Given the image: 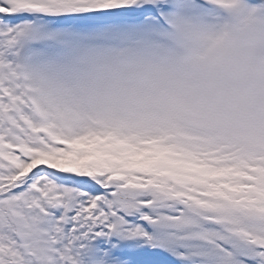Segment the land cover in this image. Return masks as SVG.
Wrapping results in <instances>:
<instances>
[{
    "label": "snow or ice",
    "instance_id": "snow-or-ice-1",
    "mask_svg": "<svg viewBox=\"0 0 264 264\" xmlns=\"http://www.w3.org/2000/svg\"><path fill=\"white\" fill-rule=\"evenodd\" d=\"M0 264H264V0H0Z\"/></svg>",
    "mask_w": 264,
    "mask_h": 264
}]
</instances>
